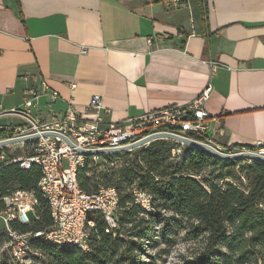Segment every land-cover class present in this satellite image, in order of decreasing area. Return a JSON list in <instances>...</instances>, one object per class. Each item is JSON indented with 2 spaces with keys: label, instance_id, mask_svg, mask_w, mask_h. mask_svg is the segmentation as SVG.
<instances>
[{
  "label": "crops",
  "instance_id": "0c3cea01",
  "mask_svg": "<svg viewBox=\"0 0 264 264\" xmlns=\"http://www.w3.org/2000/svg\"><path fill=\"white\" fill-rule=\"evenodd\" d=\"M42 81L58 96L43 94L34 118L68 104L88 114L99 95L101 128L184 106L210 85L212 147L264 146V0H0L1 107L22 108Z\"/></svg>",
  "mask_w": 264,
  "mask_h": 264
},
{
  "label": "trees",
  "instance_id": "16d2710c",
  "mask_svg": "<svg viewBox=\"0 0 264 264\" xmlns=\"http://www.w3.org/2000/svg\"><path fill=\"white\" fill-rule=\"evenodd\" d=\"M176 146L169 140H157L127 153L98 156L110 165L122 161L117 170L99 179L88 176L93 157H85L84 167L76 171L79 189L88 195L100 186L116 189V235L105 232L100 213L90 212L87 220L94 225L87 252L43 238L32 239L30 247L48 256L46 264H146L147 248L161 241L169 243L172 231L181 228L189 241L204 239V247L191 264H264V164H244L246 183L237 185L224 181L223 172H235L243 161L220 160L192 148L174 159ZM208 167L218 169V175L203 178L201 173ZM40 177L37 166L23 171L11 165L0 171V197L6 188H20L34 191L38 200L37 218L14 224L18 233L47 231L53 225L49 206L37 191ZM134 190L150 197L149 210L135 204Z\"/></svg>",
  "mask_w": 264,
  "mask_h": 264
},
{
  "label": "built area",
  "instance_id": "2783aa9c",
  "mask_svg": "<svg viewBox=\"0 0 264 264\" xmlns=\"http://www.w3.org/2000/svg\"><path fill=\"white\" fill-rule=\"evenodd\" d=\"M215 68V65H212V71ZM210 91L211 86L207 85L198 97L184 106H172L125 124L109 123L104 128L100 126L102 124L100 112L103 107L99 95L90 98L88 114L81 113L72 104H68L63 113L53 115L45 122L34 118L32 110L43 94H48L50 104L54 103L58 96L55 91L50 92L48 85L43 81L33 84L25 91L26 98L22 108L5 111L0 105V118L13 116L21 120L19 125L0 127V143L38 135V138L0 146V171L11 165L29 171L33 166H37V162H44L47 185L57 201V226L50 227V231H35L32 236H27V240L48 238L62 244L78 245L84 249L83 235L76 231V223L86 208H97L98 213L107 216L108 226L105 232L115 236L118 230L116 218L118 193L115 188L105 186L98 187L95 196H81L75 192L72 183L73 172L84 167L86 163L76 148L86 150L121 148L158 132L172 133L212 146L207 140L210 117L203 109ZM158 127L163 129L157 130ZM45 132L58 133L66 137L74 148L59 137L42 136ZM13 145H19V148L11 149ZM247 151L264 157L261 145ZM98 158L93 156V159ZM133 194L135 204L151 206L150 197L146 193L134 190ZM38 205L34 191L28 192L20 188L4 190V195L0 197V228H9V235L15 237V246L11 248L7 259H0V264L1 261L5 264H32V258L36 254H31V250L25 249V241H17L13 225L26 223L29 218H37ZM3 241L4 236H0V246Z\"/></svg>",
  "mask_w": 264,
  "mask_h": 264
},
{
  "label": "rangeland",
  "instance_id": "374dc122",
  "mask_svg": "<svg viewBox=\"0 0 264 264\" xmlns=\"http://www.w3.org/2000/svg\"><path fill=\"white\" fill-rule=\"evenodd\" d=\"M17 122L18 119L10 118V119H5L3 121V124L5 126H9V125H13L12 123H17ZM176 144L177 146L174 149L175 157L179 158L183 155H186L189 147L178 143ZM17 148H19V145H13L11 147V149H17ZM244 150L247 151V149L229 150L228 148H221L220 151L224 153H234V152L236 153V152H242ZM175 157L174 159H177ZM238 161H243V162L236 167L235 172L232 171L223 172L224 181H228L237 185L239 182H242L243 184L246 183L243 174L244 169H242V167H244V164H249L251 162L248 160H238ZM121 163L122 161H117L114 164L110 165L101 158L91 159L88 162V176H95L97 179H99L102 175L117 170V168ZM64 166H66V161H64ZM201 175L203 178H207V177L213 178L215 177V175H218V169L208 167L205 170H203ZM218 183L222 185V181ZM27 221H28L27 223H31L32 218H29V220ZM1 230L2 228H0V231ZM169 239H170L169 243H164L161 241L157 245H155V247L147 248V252L144 257L146 264H191L193 259L198 255V253L204 247L203 238L195 241H189L185 238V231L181 228L174 229L170 234ZM3 245H4V241L3 243H1L0 246V259L5 258L1 254V249ZM30 250H31V254H36L35 256L36 259L33 260L32 258V264H46V261L48 260V256L44 255L38 249L31 248Z\"/></svg>",
  "mask_w": 264,
  "mask_h": 264
},
{
  "label": "bare ground",
  "instance_id": "6f19581e",
  "mask_svg": "<svg viewBox=\"0 0 264 264\" xmlns=\"http://www.w3.org/2000/svg\"><path fill=\"white\" fill-rule=\"evenodd\" d=\"M261 150L264 151V146H262V145H261ZM85 157H88V156L82 155L83 159H85ZM91 157H93V156H91ZM37 167H39L40 171H41V177L37 183V191L40 193V195L47 202V204L49 206V210H50V215H51V218L53 221L52 227H56L57 226V212H56L57 201L54 199L53 192L51 191V189H49V187L47 185L46 168H45L44 162H37ZM72 183H73V189L75 190L76 193H79V195H81V196H95V193L88 195V194L83 193L79 189L78 183L76 181V171L73 172ZM138 205L144 210H149V208H150V206H147V204H138ZM90 212H98V209L97 208H86V210H84V213H82V215H80V217L77 218V223H76V231L81 232V234L83 235L84 249H81L78 245L62 244L61 242L51 240L48 238H43V239L50 242V243L58 245V246L76 247V248L82 250L83 252H87L89 249L88 248V242H89V237H90V229L94 225V223L92 221L87 220V215ZM100 214L102 215L103 219L105 220L106 226H108L107 216H103V213H100ZM47 231H50V229ZM32 234L33 233L21 234V233L16 232L17 241H25V249L26 250L31 249L30 245H31L32 239H38V238H28V240H27V236H32ZM0 236H4V245L1 249V254L5 257L4 259H7L8 254H10V252H11V248L15 246V237L9 235V228H2V230L0 231Z\"/></svg>",
  "mask_w": 264,
  "mask_h": 264
},
{
  "label": "water",
  "instance_id": "95a60500",
  "mask_svg": "<svg viewBox=\"0 0 264 264\" xmlns=\"http://www.w3.org/2000/svg\"><path fill=\"white\" fill-rule=\"evenodd\" d=\"M42 136L59 137L62 140H64L68 144V146H70L71 148H74V145L66 137H64L58 133L45 132V133H42ZM34 138H38V135H32V136H28V137L19 138V139L4 141V142L0 143V146L24 142V141L34 139ZM157 140H169V141H173L175 143L181 144V145H185V146L192 148V149L202 150V151L209 153L213 157L220 159V160H224V161L248 160L250 162H258L260 164H264V157L259 156L255 153H252L249 151H242V152H236V153H231V154L230 153H224V152H221L218 149H216V148H214L208 144H205V143H202L199 141H195V140H191L189 138L181 137L178 135H174V134L168 133V132L154 133L148 137L141 139L140 141H138L136 143H133L131 145L121 147V148L93 149V150L76 148V151L79 152L80 154H82L84 156H88V157L103 156V155H115V154L130 152L132 150L141 148V147H143L147 144H150L151 142L157 141Z\"/></svg>",
  "mask_w": 264,
  "mask_h": 264
}]
</instances>
